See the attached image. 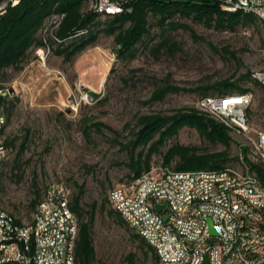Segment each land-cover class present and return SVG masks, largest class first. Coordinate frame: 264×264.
Instances as JSON below:
<instances>
[{
  "label": "rangeland",
  "instance_id": "obj_1",
  "mask_svg": "<svg viewBox=\"0 0 264 264\" xmlns=\"http://www.w3.org/2000/svg\"><path fill=\"white\" fill-rule=\"evenodd\" d=\"M129 3L133 0H124V7ZM175 20L190 30L162 29L151 18L150 35L138 46L134 59H119L114 54V38L102 34L96 45L72 61L55 52L45 60L36 59V51L31 50L23 70L0 71V93L9 95L0 104V115L8 119L7 138L15 141L1 180V204L23 223H30L34 216L31 204L47 187L64 186L72 198L82 193L86 219L97 204L95 264H128L126 258L131 254L136 264H153L151 254L133 239L132 229L109 214L110 192L129 182L132 159L143 150L133 149L141 116L198 108L202 94L194 90L230 79L236 87L253 90L251 125L264 131V89L252 75L246 77L264 69L263 23L259 20L240 24L235 31H218L192 19ZM166 85L186 91L150 103L154 91ZM86 86L89 97L84 100L81 88ZM91 93L100 97L91 98ZM90 122L103 123L114 132L103 127L89 129ZM232 136L228 165L240 164V146L245 142L242 136ZM25 142L26 149L19 156ZM174 145L195 147L203 153L227 149L186 127L152 156V169L163 166L164 154Z\"/></svg>",
  "mask_w": 264,
  "mask_h": 264
},
{
  "label": "built area",
  "instance_id": "obj_2",
  "mask_svg": "<svg viewBox=\"0 0 264 264\" xmlns=\"http://www.w3.org/2000/svg\"><path fill=\"white\" fill-rule=\"evenodd\" d=\"M226 12L235 9H261L264 0H218ZM19 0H3L0 12L4 14L9 6H16ZM124 10V0H103L98 9ZM45 25L49 33L58 17ZM39 59L49 57L50 50L36 51ZM252 75H260V70ZM82 89V98H88ZM200 100L198 109L207 113L225 114L236 118V125L228 127L240 130L247 127V134H241L248 149L243 155V164L230 165L229 176L198 177V171L180 177L169 178L165 166L153 168L137 179L116 186L109 195L112 207L121 214L127 224L140 234L155 250L158 264H264V198L255 189L252 172L257 170L255 156H263L264 131L251 125L248 111L255 101V95L241 96V99ZM0 123L7 118L0 115ZM7 136H0V171L9 158L6 146ZM255 166V167H254ZM49 203H46L49 226H42L38 210V221L25 225H11L6 216H0V264L5 261L24 260L25 264H56V260H68L72 264L74 243H78L80 224L70 207V193L59 184L48 187ZM190 198L209 199L208 208L197 207L187 222H178L170 215L171 207H178L186 213ZM165 205L162 213L156 206ZM60 208H67V215H60ZM168 215V220H164ZM133 216H143V226L133 224ZM213 230V232H212ZM55 237H63L62 245H55ZM201 239H208V246H201Z\"/></svg>",
  "mask_w": 264,
  "mask_h": 264
},
{
  "label": "trees",
  "instance_id": "obj_3",
  "mask_svg": "<svg viewBox=\"0 0 264 264\" xmlns=\"http://www.w3.org/2000/svg\"><path fill=\"white\" fill-rule=\"evenodd\" d=\"M93 2L94 0H19L16 6H9L4 14L0 12V71L10 68H15L18 71L23 70L22 63L27 60L29 52L37 51L40 48L46 49L48 45L50 47L49 56L55 52L58 56L64 57L66 61H72L88 48L96 45L102 34L114 38V54L119 59H134L138 46L144 43L146 37L150 35L151 18L157 19V23L162 29L168 27L171 30L179 28L190 30L188 25L177 22L176 17L192 19L218 31H235L240 24H255L259 21L253 15L224 11L218 0H133V3H129L124 7V10L112 15L97 12L92 7ZM62 15L65 16L61 20L60 26L53 31V35L50 32L45 33V25L55 17ZM101 18L108 20L102 22ZM166 45L165 43L160 45L159 49H163ZM35 58L39 59L37 54ZM251 75L249 73L246 77L250 78ZM253 80L260 85L254 78ZM182 91L186 90L166 85L156 89L149 101L150 103L161 102L169 94ZM194 91L202 94L201 99H209L208 97L217 95L227 97L254 93L250 88L236 87L230 79L205 85ZM91 96L96 99L100 97L96 93H91ZM8 98L9 95L0 93V104H5ZM251 111L252 107L248 111L250 123L252 120ZM91 127H103L114 132L103 123L90 122L88 128ZM186 127L196 129L202 137L211 143L222 144L227 149L223 152L203 153L195 147L174 145L164 154L163 166L176 171L222 170L230 166L228 164L232 159H230L229 149L234 142L232 136L234 132L198 108H182L177 109L173 115L149 114L138 119L133 149L134 151L139 148L143 150L132 159L130 167L133 176L130 177L129 182L150 171L152 156L160 152V148L167 140L177 136ZM14 144V140L6 139L9 156ZM26 145L27 142L23 144L19 156L24 153ZM240 150L247 157L248 149L240 146ZM238 156L235 158L236 161L240 158ZM8 161L9 158L0 173V188ZM257 162L259 161L255 160L256 164ZM257 170H261L259 163ZM43 196L40 197L38 194V197L33 200L31 207L34 214ZM82 196V193H78L73 198L70 195L71 210L77 216L80 224L76 264H95L97 254L94 246L93 226L97 204L93 205V209L88 213V219H86L87 213L82 207ZM109 204L112 208L109 214L121 226L130 227L121 214L112 207L110 199ZM132 231L133 239L140 242L148 256L151 254L153 264H158L159 259L155 250L140 234L133 229ZM126 260L128 264L137 263L133 254L129 255Z\"/></svg>",
  "mask_w": 264,
  "mask_h": 264
},
{
  "label": "bare ground",
  "instance_id": "obj_4",
  "mask_svg": "<svg viewBox=\"0 0 264 264\" xmlns=\"http://www.w3.org/2000/svg\"><path fill=\"white\" fill-rule=\"evenodd\" d=\"M102 4H103V0H94L92 7L99 13H107L111 15L116 14L121 11V10H113L110 8L98 9V5H102ZM237 12L253 15L264 24V12H262L261 9H248V10L247 9H235L233 10V13H237ZM63 18L64 17H58L54 25L50 27V33L52 35H53V31L60 26V22ZM45 50H50L49 45ZM260 75L264 76V69L260 70ZM252 76L264 88L263 77L258 76V75H252ZM249 95H252V94L248 93V94H243V95H234V97L230 99H241V96H249ZM90 97L92 98V96ZM227 97H231V96H227ZM222 98H225V97H215V98H209L206 100H222ZM207 114L217 119L218 121H220L227 127L236 125V118H233V116H225V114H215L214 109H207ZM232 131L235 134L241 136V134H247V127H240V130H232ZM5 135H6V123H0V136H5ZM255 160L259 161L257 162V164L259 163L261 166L260 171H264L263 156H255ZM240 164H243L242 155L240 157ZM1 172L2 171H0V173ZM165 174L169 178L180 177V171H176L170 167H165ZM186 175H193V171H186ZM214 175L229 176V167H226L222 170H199L198 171V177H206V176H214ZM252 182L254 184L255 189L258 190L264 198V176L259 175V172H252ZM49 200H50V191L46 190L43 196V199L37 208L40 214L42 226H49V215H47V207H46V203H49ZM197 207L208 208L209 199L198 200V198H190V200L187 202V205H186V213H182L180 211V208L178 207H171L170 215H172V217L178 222H187L188 216H193L194 211L196 210ZM38 212H35L32 221H38ZM60 215H67V208H60ZM0 216L8 217L9 220L11 221V225H25L26 224L20 221V219L16 217L13 213L7 211L1 204V201H0ZM133 224L135 226H143V216H133ZM62 244H63V237H55V245H62ZM77 245L78 243H74V256L72 257V264H76ZM201 246H208V239H201ZM5 264H25V262L24 260H10V261H5ZM56 264H68V260H56ZM186 264H194V260H187Z\"/></svg>",
  "mask_w": 264,
  "mask_h": 264
},
{
  "label": "water",
  "instance_id": "obj_5",
  "mask_svg": "<svg viewBox=\"0 0 264 264\" xmlns=\"http://www.w3.org/2000/svg\"><path fill=\"white\" fill-rule=\"evenodd\" d=\"M165 205H158V206H156V211L158 212V213H162L163 212V210L165 209ZM164 220L165 221H167L168 220V215H164ZM212 232H213V230H212ZM214 233V232H213ZM206 264H208V260L206 261Z\"/></svg>",
  "mask_w": 264,
  "mask_h": 264
}]
</instances>
